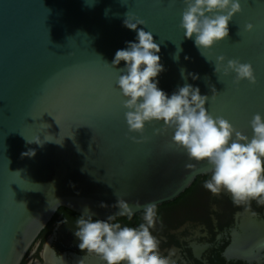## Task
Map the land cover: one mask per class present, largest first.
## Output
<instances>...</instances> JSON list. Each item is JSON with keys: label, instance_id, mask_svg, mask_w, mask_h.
Returning a JSON list of instances; mask_svg holds the SVG:
<instances>
[{"label": "water", "instance_id": "obj_1", "mask_svg": "<svg viewBox=\"0 0 264 264\" xmlns=\"http://www.w3.org/2000/svg\"><path fill=\"white\" fill-rule=\"evenodd\" d=\"M240 3L228 36L199 50L180 27L184 0H0V264H21L60 206L107 219L120 197L135 214L210 172L177 148L163 121L129 132L117 84L125 62L109 65L138 42L127 13L160 44L158 88L171 96L185 83L199 87L210 113L252 137L251 119L264 118V0ZM221 55L225 65L251 63L256 83L216 73Z\"/></svg>", "mask_w": 264, "mask_h": 264}, {"label": "clouds", "instance_id": "obj_2", "mask_svg": "<svg viewBox=\"0 0 264 264\" xmlns=\"http://www.w3.org/2000/svg\"><path fill=\"white\" fill-rule=\"evenodd\" d=\"M180 27L184 36L193 39L195 46L208 50L217 42L224 40L229 33V21L234 14L242 11L240 0H184ZM124 24L136 30V41H128L127 48L116 51L111 66L125 62L119 68L122 74L117 81L122 95L125 119L129 132L143 133L146 122L163 121V125L173 130L172 142L183 149L190 160L207 161L210 165V177L203 187L213 195L228 192L235 206H245L255 200L264 205V118L256 113L250 121L253 135L249 138L222 116H214L206 108L209 97L201 95L199 87L185 83L169 96L158 88L155 78L164 71L160 63V44L154 42V35L143 27L145 21L136 19ZM254 25L246 24L247 31ZM181 50V49H180ZM201 52V51H200ZM202 55H204L201 52ZM178 59V55H174ZM187 59V57H186ZM223 55L217 57L215 72L221 70L224 75L235 72L234 82L247 79L256 83V76L251 63H241L229 59L225 65ZM197 79L196 74H189ZM181 76L187 80L184 69ZM212 91L216 92L215 88ZM214 98V96H213ZM29 143L42 144L43 141L31 140ZM23 155L33 156L34 150ZM191 165H189L190 167ZM101 207L107 205L101 204ZM115 207L119 211L107 219H93L85 207L83 214L76 220L75 236L78 247L88 254H95L106 264H177L173 259L176 249L168 250L165 256L160 251V241L153 235L152 229L157 224V205L148 203L142 208V222L129 226L116 221L117 216H127L134 212L132 207L118 197ZM139 208V204H137ZM67 218L63 223H67ZM264 246V239L259 242ZM82 264V262H81Z\"/></svg>", "mask_w": 264, "mask_h": 264}, {"label": "flooded vegetation", "instance_id": "obj_3", "mask_svg": "<svg viewBox=\"0 0 264 264\" xmlns=\"http://www.w3.org/2000/svg\"><path fill=\"white\" fill-rule=\"evenodd\" d=\"M209 177L210 172L199 174L178 196L156 204L157 224L151 231L161 253L176 249L177 264H264V246L259 245L264 239V205L252 200L246 210L235 206L226 191L213 195L203 187ZM81 214L60 206L22 264H106L78 247L74 233ZM142 215L141 210L131 219L117 216L116 221L137 226Z\"/></svg>", "mask_w": 264, "mask_h": 264}, {"label": "trees", "instance_id": "obj_4", "mask_svg": "<svg viewBox=\"0 0 264 264\" xmlns=\"http://www.w3.org/2000/svg\"><path fill=\"white\" fill-rule=\"evenodd\" d=\"M23 263V260H22V262H21V264Z\"/></svg>", "mask_w": 264, "mask_h": 264}]
</instances>
